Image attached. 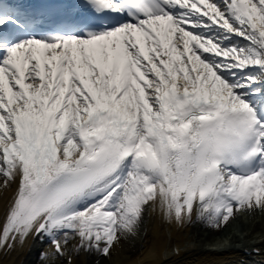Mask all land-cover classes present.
Here are the masks:
<instances>
[{
  "label": "snow or ice",
  "instance_id": "snow-or-ice-1",
  "mask_svg": "<svg viewBox=\"0 0 264 264\" xmlns=\"http://www.w3.org/2000/svg\"><path fill=\"white\" fill-rule=\"evenodd\" d=\"M0 178V264L264 212V0H0Z\"/></svg>",
  "mask_w": 264,
  "mask_h": 264
},
{
  "label": "bare ground",
  "instance_id": "bare-ground-1",
  "mask_svg": "<svg viewBox=\"0 0 264 264\" xmlns=\"http://www.w3.org/2000/svg\"><path fill=\"white\" fill-rule=\"evenodd\" d=\"M145 227L147 235L142 240L126 243L128 259L125 264H137L138 261L143 264H254L264 259V212H241L216 237H213L212 229L199 223L184 227L164 224L155 213L146 220ZM157 239L161 244L168 242V251L153 260L147 256V249ZM176 244L181 247L178 255L172 250ZM48 247L30 236L23 247L18 246L3 259L6 264H44L39 253ZM257 248L261 250L260 254L253 251ZM85 258L86 254H82L81 262ZM101 260L104 264V258Z\"/></svg>",
  "mask_w": 264,
  "mask_h": 264
},
{
  "label": "rangeland",
  "instance_id": "rangeland-1",
  "mask_svg": "<svg viewBox=\"0 0 264 264\" xmlns=\"http://www.w3.org/2000/svg\"><path fill=\"white\" fill-rule=\"evenodd\" d=\"M231 226L234 227L233 224H232ZM223 229H224V228H223ZM223 229H222V230H223ZM222 230H220V231H214V230H213V237H216L218 234H220Z\"/></svg>",
  "mask_w": 264,
  "mask_h": 264
}]
</instances>
